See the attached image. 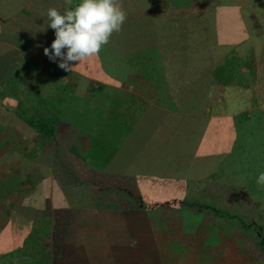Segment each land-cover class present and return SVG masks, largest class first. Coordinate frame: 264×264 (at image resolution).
Segmentation results:
<instances>
[{"label": "crops", "instance_id": "crops-1", "mask_svg": "<svg viewBox=\"0 0 264 264\" xmlns=\"http://www.w3.org/2000/svg\"><path fill=\"white\" fill-rule=\"evenodd\" d=\"M60 82L53 139L21 114ZM237 163L264 179V0H0L2 264L42 212L52 264H213L234 222L188 197Z\"/></svg>", "mask_w": 264, "mask_h": 264}, {"label": "rangeland", "instance_id": "rangeland-1", "mask_svg": "<svg viewBox=\"0 0 264 264\" xmlns=\"http://www.w3.org/2000/svg\"><path fill=\"white\" fill-rule=\"evenodd\" d=\"M38 70L41 68L39 67ZM61 70L56 72L57 68L43 67L42 73L45 77L53 72L62 76L65 71L63 68ZM47 85V83L44 84V91L49 94L50 88L46 87ZM53 85L57 86V83ZM71 89L66 83L58 84L59 92L57 94L63 97V104L67 101L66 96L69 95ZM57 98L59 99V97ZM64 105H62V110ZM238 159L241 160V158ZM242 167L243 163H237L232 173L224 170V177L220 178L217 184H212L210 179L205 180L202 188L198 190V194L193 196L194 199L200 198L202 205L205 204L201 208L219 206V210L222 211H220V216L234 222L228 223V227L225 228V237L220 238L222 243L218 245L217 249L219 256L216 257V254H213V264H264V179L252 177L258 173H245ZM236 174L241 177L235 176ZM245 175L251 177L244 178ZM244 190H246L245 193ZM195 203L191 200V205L199 207ZM45 259L48 260L43 256L37 260L28 257L27 253L16 254L6 264H47L48 261ZM50 264H52L51 258Z\"/></svg>", "mask_w": 264, "mask_h": 264}, {"label": "trees", "instance_id": "trees-1", "mask_svg": "<svg viewBox=\"0 0 264 264\" xmlns=\"http://www.w3.org/2000/svg\"><path fill=\"white\" fill-rule=\"evenodd\" d=\"M63 102L64 99L61 96H59V99L56 97L53 100L45 96L42 98L39 97L36 104L29 105L21 116L28 124L34 127L39 134L55 139L57 126L61 121ZM80 185H83V181L79 182L77 179L75 186L79 187ZM193 196L195 195H190L188 197L190 203L192 200L196 202L195 204H198L200 208L205 205H202V200L200 198L194 199ZM210 209L221 214L219 206L213 205ZM50 220V212H42L39 217L34 219L33 230L27 237L21 252L22 254L27 253L28 257L37 260H40L42 256L48 258V260L45 259V261H48L47 264H50L51 258Z\"/></svg>", "mask_w": 264, "mask_h": 264}]
</instances>
